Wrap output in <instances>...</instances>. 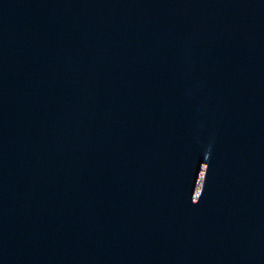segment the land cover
Listing matches in <instances>:
<instances>
[{"label": "water", "instance_id": "95a60500", "mask_svg": "<svg viewBox=\"0 0 264 264\" xmlns=\"http://www.w3.org/2000/svg\"><path fill=\"white\" fill-rule=\"evenodd\" d=\"M0 264H264V0H0Z\"/></svg>", "mask_w": 264, "mask_h": 264}]
</instances>
